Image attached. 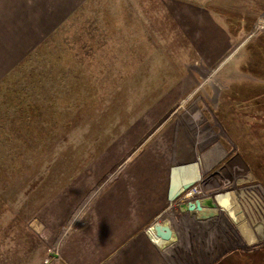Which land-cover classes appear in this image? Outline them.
<instances>
[{"label":"rangeland","instance_id":"374dc122","mask_svg":"<svg viewBox=\"0 0 264 264\" xmlns=\"http://www.w3.org/2000/svg\"><path fill=\"white\" fill-rule=\"evenodd\" d=\"M255 1L47 0L45 12L54 6L62 18L47 31L39 0H0V264H63V239L85 226L96 192L167 133L193 149L182 169L197 174L175 203L196 215L194 231L183 216L184 241L168 244V231L156 228L164 248L177 249L170 264H214L221 255L226 264L262 263L254 247L264 245V51ZM177 3L229 28L227 60L202 58L170 11ZM224 165L239 166L249 184L228 185ZM51 202L58 214L46 229L33 221L45 222Z\"/></svg>","mask_w":264,"mask_h":264},{"label":"crops","instance_id":"0c3cea01","mask_svg":"<svg viewBox=\"0 0 264 264\" xmlns=\"http://www.w3.org/2000/svg\"><path fill=\"white\" fill-rule=\"evenodd\" d=\"M45 2L47 0H39L38 9L42 10L37 17L41 25L47 20L43 29L51 31L62 18L54 6L51 13H46L43 7ZM74 5L71 2L69 7L72 9ZM255 5L258 19L256 31L261 29L260 34L256 32V48L263 52L264 0H256ZM170 11L186 28L208 64H216L230 57L234 37L224 23H216L206 11L190 10L178 3ZM187 15L190 22L184 23ZM167 136L166 140L155 142L131 163L123 160L124 164L111 182L96 192L94 200L83 212L85 226L70 232L63 239L59 254L63 264H170L169 254L177 249L172 246L166 250L160 241L162 232L158 233L156 228L161 224L162 229L168 231V244L176 238L179 242L184 241L185 229L180 219H184L183 216L190 217L191 230L194 231L197 224H194L192 217L196 215L192 216L188 205L175 203L189 189L184 180L196 179L197 174L193 175L188 167L182 169V164H188L182 163L184 151L188 155L193 149L189 150L187 146L183 150L177 144L176 137L169 133ZM65 200L64 197L63 202ZM57 205L51 202L47 206L45 222H33L38 226L46 225V229L50 227L49 216L56 212L58 214ZM179 250H182V246Z\"/></svg>","mask_w":264,"mask_h":264},{"label":"trees","instance_id":"16d2710c","mask_svg":"<svg viewBox=\"0 0 264 264\" xmlns=\"http://www.w3.org/2000/svg\"><path fill=\"white\" fill-rule=\"evenodd\" d=\"M223 171L225 176H227V178L225 180H227V184L229 185L230 183L233 184L234 186H245L247 184H249V182H247V178L248 176H243L241 174V168H239V166H236L235 168H228L227 166H223ZM226 169V170H225ZM264 175V174H263ZM258 180L263 184L264 186V178H258ZM255 245V244H254ZM259 244L255 245V249L258 251L259 254H255V258H259L262 257L260 261H264V245L257 247ZM249 248V247H248ZM250 249V248H249ZM261 252V253H260ZM237 257V259L241 260L242 259V255L238 254L236 256H233L232 258ZM261 263V264H262ZM214 264H226V256L221 255V257H219Z\"/></svg>","mask_w":264,"mask_h":264}]
</instances>
